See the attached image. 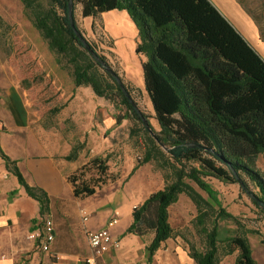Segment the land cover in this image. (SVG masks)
Masks as SVG:
<instances>
[{
	"label": "trees",
	"instance_id": "16d2710c",
	"mask_svg": "<svg viewBox=\"0 0 264 264\" xmlns=\"http://www.w3.org/2000/svg\"><path fill=\"white\" fill-rule=\"evenodd\" d=\"M68 1L49 0L47 7L30 1L32 25L50 51L68 56L75 87H90L95 96L123 105L128 113L123 118L142 124L148 143L142 163L161 155L162 147L172 160L169 180L133 208L132 221L125 231L139 236L153 232L146 247L147 264L165 240L174 235L168 208L180 194L195 206L194 226L203 237L204 248L198 250L178 234L196 264H219L221 256L234 252L235 264H257L248 238L243 231L237 232L240 228L237 217L222 208L213 210L187 180L211 199L202 176L237 183L253 205L264 212V173L255 168L258 155L264 153L262 57L210 0H72L73 5H81L83 17H96L117 9L126 11L134 23L138 37L136 52L145 57L141 62L144 89L159 126L155 133L136 108L131 87L120 78L119 85L77 39L68 19ZM74 24L80 31L75 21ZM120 122L117 116L116 123ZM0 157L26 195L38 203L40 216L49 214L47 192L29 184L16 161L1 149ZM64 158L74 160L77 152L72 149ZM90 162L105 172L107 167L100 157ZM140 165L136 164L132 172ZM67 179L75 197L95 192L94 187H88L75 174H69ZM212 213L208 228L206 219ZM222 218L236 223L235 234L220 237L217 221Z\"/></svg>",
	"mask_w": 264,
	"mask_h": 264
},
{
	"label": "rangeland",
	"instance_id": "374dc122",
	"mask_svg": "<svg viewBox=\"0 0 264 264\" xmlns=\"http://www.w3.org/2000/svg\"><path fill=\"white\" fill-rule=\"evenodd\" d=\"M30 1L33 0H0V105L23 102L34 131L41 124L45 129L63 134L70 144V151L75 149L77 158L71 160L74 167L70 175L75 174L88 187L95 189L92 195L74 196L71 206H77L76 202L81 203L77 206L80 217L82 210L89 216V210L83 205H97L104 198H112L111 202L108 200V207L121 209L128 206L132 211L133 204L138 206L169 180L172 160L162 147L161 155L141 162L148 149L142 124L131 118H123L128 115L123 105H114L107 99L95 96L90 87L74 86L68 56L50 51L46 41L32 25ZM36 1L44 7L49 3V0ZM240 1L255 14L261 15L264 11V0ZM26 2H29L28 5ZM122 13L104 12L96 17H83L81 5H73V17L78 29L95 53L103 58L123 83L131 87L136 108L143 113L147 126L158 133L159 126L144 89L141 62L145 57L136 52L137 30L126 12L122 10ZM117 116L121 126L111 133L112 127L117 124ZM94 157L102 159L107 167L105 172L102 173L95 163L90 162ZM138 163L141 165L132 172ZM255 168L264 173V153L258 155ZM202 179L213 199L193 181H187L212 205L213 210L222 208L236 216L240 224L237 229L232 219H219L220 237L233 235L236 229L237 232L243 231L248 238L252 257L257 264H264V212L253 205L239 184L222 182L212 176H202ZM12 184L8 176L4 186ZM28 210L29 213L34 211L33 204H29ZM168 214L174 231L173 238L178 234L183 235L198 250H203V237L194 226L197 211L188 197L180 194L177 202L169 206ZM45 215L40 216L41 219ZM212 219L213 213L206 219L208 228ZM125 222L126 218H123L115 230ZM30 233L27 238L32 240ZM2 256L7 257V254L0 253V258ZM235 256L236 252L221 256L219 264H235Z\"/></svg>",
	"mask_w": 264,
	"mask_h": 264
},
{
	"label": "crops",
	"instance_id": "0c3cea01",
	"mask_svg": "<svg viewBox=\"0 0 264 264\" xmlns=\"http://www.w3.org/2000/svg\"><path fill=\"white\" fill-rule=\"evenodd\" d=\"M210 1L264 60V11L261 15L255 14L240 0ZM108 12L123 14L117 9ZM30 124L23 102L0 105V149L16 161L29 184L47 192L50 199L48 213L53 219L55 237L47 252L27 238L41 221L38 203L26 195L0 157V253L7 254V257L0 258V264H79L90 252L84 228L96 230L114 216L118 218L117 224L126 218V222L117 230L116 224L113 231V236L120 239V247L104 253L99 264H147L146 247L153 238V232L141 236L126 233L132 221V211L128 206L121 209L108 207V200L111 202L112 198H104L97 205H83L89 210L88 219L83 222L77 208L81 203L71 206L75 198L67 176L74 166L71 160L64 158L70 151V144L63 134H56L41 124L34 131ZM119 126L121 124L112 127L111 133ZM8 176L13 184L6 187L4 180ZM29 204L34 206L31 213ZM149 264L196 262L189 256L184 240L176 235L165 240Z\"/></svg>",
	"mask_w": 264,
	"mask_h": 264
},
{
	"label": "built area",
	"instance_id": "2783aa9c",
	"mask_svg": "<svg viewBox=\"0 0 264 264\" xmlns=\"http://www.w3.org/2000/svg\"><path fill=\"white\" fill-rule=\"evenodd\" d=\"M136 208V206H133ZM82 221L88 219V214L81 211ZM118 222L116 216L110 218L102 227L96 230L84 228V233L89 247V254H87L79 264H99V258L106 252L120 247V239L113 236L114 227ZM29 237L36 243L37 247L42 251H48L50 244L54 240V226L52 216L47 214L29 235ZM1 258H5L2 256Z\"/></svg>",
	"mask_w": 264,
	"mask_h": 264
},
{
	"label": "water",
	"instance_id": "95a60500",
	"mask_svg": "<svg viewBox=\"0 0 264 264\" xmlns=\"http://www.w3.org/2000/svg\"><path fill=\"white\" fill-rule=\"evenodd\" d=\"M67 14H68V19H69L70 25L74 29L76 36H77V39L80 41V43L83 45V47L95 58V60L100 65H102L105 68V70L107 72H109L114 77V79L118 82V84L121 85V81H120L118 75L103 61V59H101L94 52V50L90 47L89 43L86 41V39L84 38L82 33L76 29L75 24H74V17H73V2H72V0L68 1ZM125 94L128 95L126 92H125Z\"/></svg>",
	"mask_w": 264,
	"mask_h": 264
}]
</instances>
